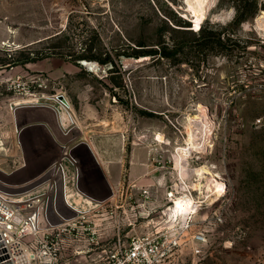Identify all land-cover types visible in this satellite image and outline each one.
<instances>
[{
  "label": "rangeland",
  "instance_id": "rangeland-1",
  "mask_svg": "<svg viewBox=\"0 0 264 264\" xmlns=\"http://www.w3.org/2000/svg\"><path fill=\"white\" fill-rule=\"evenodd\" d=\"M192 7L195 0H0L10 34L0 40V67L10 62L13 71L2 72L0 88L31 105L58 107L53 99L63 97V129L122 167L124 188L98 201L74 190L78 167L64 163L80 218L58 264H92L119 231L177 235L188 225L173 264H264V0H205L199 22ZM237 12L247 20L236 24ZM190 136V173L180 174L176 151ZM140 148L152 150L150 172L132 192L127 169ZM13 154L0 153V180L16 186L33 172L7 177L4 165L19 162ZM169 193L193 197L197 211L185 218ZM61 211L76 212L64 203ZM92 227L97 246L86 242ZM197 231L207 239L200 256Z\"/></svg>",
  "mask_w": 264,
  "mask_h": 264
},
{
  "label": "built area",
  "instance_id": "built-area-1",
  "mask_svg": "<svg viewBox=\"0 0 264 264\" xmlns=\"http://www.w3.org/2000/svg\"><path fill=\"white\" fill-rule=\"evenodd\" d=\"M45 84L42 80L38 87L46 88ZM5 90L12 89L7 86ZM26 93L31 92L27 90ZM31 95L35 97L36 94ZM53 100L58 107L38 106L52 108L57 114L68 109L63 97L57 95ZM60 124L62 127L65 124L62 117ZM70 131L68 128L67 133ZM66 161L73 166L79 163L72 153H63L59 162L14 191L5 188L0 180V264H58L66 241L73 237L74 222L80 218L79 210L73 209L67 201V192L70 194L72 191L68 186L69 174L64 167ZM79 174L78 171L74 190L84 193L80 189ZM142 194L147 202L149 191L144 190ZM168 198L174 204V193H169ZM63 203L66 208L76 211L74 215L62 213ZM189 228L190 225L181 227L177 235L161 230L134 237H127L119 231L112 242L99 246L92 264H173L182 247L181 239ZM99 238L95 227L88 229V245L97 246ZM191 241L194 255L200 256L207 242L206 235L197 231L191 236Z\"/></svg>",
  "mask_w": 264,
  "mask_h": 264
},
{
  "label": "crops",
  "instance_id": "crops-1",
  "mask_svg": "<svg viewBox=\"0 0 264 264\" xmlns=\"http://www.w3.org/2000/svg\"><path fill=\"white\" fill-rule=\"evenodd\" d=\"M9 35L8 29L1 25V42L8 39ZM2 63L0 75L3 74V71L6 75L8 72H13L7 69L10 65L8 62ZM9 97L12 96L5 89L0 88V131L5 130L0 136V142L6 141V147L0 148V153H14L13 155L19 158V162L3 164V171L7 177L17 176L20 178L33 173L27 177L26 181L16 186L5 184V180L1 178L5 188L14 191L36 179L48 167L59 162L63 153H72L78 158L80 189L90 199L105 201L115 195V188H124L121 187L119 178L122 168L118 165L119 161L109 164L101 162V154L97 145L73 133V129L67 133V130L65 131L60 124L59 114L55 113L52 108L31 105V101L26 99L15 101L17 98ZM7 100L10 102L9 104H6ZM61 117L65 124L69 122L65 112H62ZM3 133L5 134L3 135ZM151 154L152 150L149 148L135 149L131 153L127 173L130 181L128 186L132 188V192L140 191V178L150 172L148 160ZM46 160L50 161L43 167H35L36 164L39 165L40 162ZM67 170L69 174L71 169L68 167ZM70 195L73 203L71 204L68 198L67 201L73 208L76 206V200L72 193Z\"/></svg>",
  "mask_w": 264,
  "mask_h": 264
},
{
  "label": "bare ground",
  "instance_id": "bare-ground-1",
  "mask_svg": "<svg viewBox=\"0 0 264 264\" xmlns=\"http://www.w3.org/2000/svg\"><path fill=\"white\" fill-rule=\"evenodd\" d=\"M198 7L197 8H193L192 7V11L194 12L195 16H196V21L199 22L204 18V12H203V4L205 2V0H195ZM93 64H92V68H93ZM96 66V65H95ZM65 114L68 116V120L70 121V117L67 114L66 111H64ZM204 132V131H203ZM202 132V135H203ZM208 132V131H207ZM201 134V133H200ZM207 136V135H206ZM194 137V136H193ZM193 139V138H192ZM196 139V138H195ZM190 142H188V146L186 147H178L177 148V155H176V159H175V169L178 170L180 172V174H187L190 173V169L187 166V160L188 159V155L192 152L194 146H191V144L195 145L194 142H191V136H190ZM188 140V141H189ZM201 142V141H200ZM204 147V146H203ZM200 148V147H198ZM204 149V148H203ZM200 150V149H199ZM203 174V173H202ZM71 175V174H70ZM211 180L214 182L215 181V177L211 176ZM217 195V194H216ZM67 198L69 200V202L72 204L73 199L71 197V195L69 193H67ZM217 198V197H215ZM212 201V200H211ZM70 204V205H71ZM174 205L179 208L181 211H183L185 218H186V214L193 212L195 213L197 211V205L195 204V200L193 199V197L191 196H184V197H178L174 199ZM72 207V206H71ZM73 209H78V207L76 206V208L73 207Z\"/></svg>",
  "mask_w": 264,
  "mask_h": 264
},
{
  "label": "trees",
  "instance_id": "trees-1",
  "mask_svg": "<svg viewBox=\"0 0 264 264\" xmlns=\"http://www.w3.org/2000/svg\"><path fill=\"white\" fill-rule=\"evenodd\" d=\"M254 2L256 3L257 2V0H254ZM247 13H240V12H237V16H236V19H235V23L237 24H239V23H242V22H244V21H246L247 20ZM219 40L221 41L222 40V37L220 36L219 37ZM222 42V41H221ZM139 46H145V45H139ZM144 52L143 51H137L136 52V56L137 57H139V56H141L142 54H143ZM157 54V53H156ZM161 55H162V53H161ZM164 56H167L166 54L164 55ZM30 61V60H29ZM28 61V62H29ZM10 63V62H9Z\"/></svg>",
  "mask_w": 264,
  "mask_h": 264
},
{
  "label": "water",
  "instance_id": "water-1",
  "mask_svg": "<svg viewBox=\"0 0 264 264\" xmlns=\"http://www.w3.org/2000/svg\"><path fill=\"white\" fill-rule=\"evenodd\" d=\"M40 176V175H39Z\"/></svg>",
  "mask_w": 264,
  "mask_h": 264
}]
</instances>
